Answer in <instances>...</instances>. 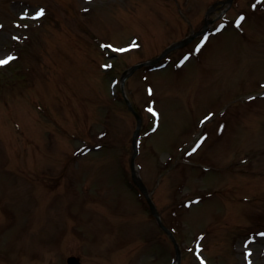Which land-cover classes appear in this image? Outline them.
<instances>
[{"label":"rangeland","instance_id":"374dc122","mask_svg":"<svg viewBox=\"0 0 264 264\" xmlns=\"http://www.w3.org/2000/svg\"><path fill=\"white\" fill-rule=\"evenodd\" d=\"M219 1L0 0V264L175 263L123 91L180 264H264V0Z\"/></svg>","mask_w":264,"mask_h":264},{"label":"water","instance_id":"95a60500","mask_svg":"<svg viewBox=\"0 0 264 264\" xmlns=\"http://www.w3.org/2000/svg\"><path fill=\"white\" fill-rule=\"evenodd\" d=\"M228 1H231V0H228ZM208 25H209V22L206 23V25L204 26V28H203L202 30L197 31V32H194L193 34H191L189 37L185 38L184 40H182V41H180V42H178V43H175V44H173L172 46H170L169 48H167V49L164 51V53L161 55V57H160L159 59L163 58L165 55H167V54H168L170 51H172L173 49L178 48V47L185 46L186 44H188L189 42H191L192 40H194L197 36H199V35H201V34H204V33L207 31V29H208ZM159 59H158V60H159ZM158 60L151 61V62H146V63H140V64H137L136 66L131 67V68L126 72L125 76L130 75V74L133 73L136 69H138L139 67H141V66H143V65H146V64H154V63L157 62ZM128 104L130 105V107H131V109H132V106H131V104H130L129 101H128ZM137 117H138V122H139V124H138L137 131H136V133H135V138L137 137L138 132H139V129H140V126H141V117L138 116V115H137ZM135 149H136V148H135ZM136 152H137V149H136ZM136 152H135V153H136ZM135 157H136V154L133 156V177H134V181H135V183L140 187V189L144 192V194L146 195L147 200H148V202H149V204H150L151 211H152V213L156 216V218H157V220H158L160 226H161L164 230H166V231H167V232L173 237V239L175 240L173 233H172V232L170 231V229H169V228L163 223V221H162V219H161V217H160V215H159V212H158V210H157V208H156V205L154 204V202H153V200H152V198H151L150 193L148 192L146 186L143 184V182H142L140 176L137 174V172H136V170H135V164H134ZM175 243H176V242H175ZM176 246H177V259H176V261H175L174 264H180V263H181V253H180V249H179V246H178L177 243H176ZM68 262H69V264H81L80 259L77 258V257H75V256H71V257H69Z\"/></svg>","mask_w":264,"mask_h":264},{"label":"snow or ice","instance_id":"6c2138e0","mask_svg":"<svg viewBox=\"0 0 264 264\" xmlns=\"http://www.w3.org/2000/svg\"><path fill=\"white\" fill-rule=\"evenodd\" d=\"M45 12H46V9L43 8V7L39 8L38 10H35L34 11V18H40V17L44 16L45 15ZM28 15H29L28 12H23L22 13V16H24V17H27ZM244 19H245L244 16H241L240 17V20L241 21L244 20ZM238 23H239V21H238ZM2 27H3V25H0V28H2ZM20 38L21 37H19V36L15 37V39H17V40H19ZM108 47H113V46L112 45H108ZM117 50L118 51H124L125 49H117ZM14 59H16L15 54L7 55L5 58L0 59V65H6V64H8L10 61H12ZM185 59H187V57H185ZM106 67H107V65H106ZM149 91L150 92L152 91L151 88L149 89ZM149 111L155 112V109L149 108ZM156 115H159V113H156ZM202 143H203V139L196 145V148H198L200 146V144H202ZM196 148H194L193 151H195ZM261 235H264V233H262ZM197 247L199 248L200 245L197 244ZM197 255L199 256L202 264H206V261H204L203 256H200L199 252H197ZM248 255L249 256L251 255V249L250 248L248 249ZM249 264H251V260H249Z\"/></svg>","mask_w":264,"mask_h":264}]
</instances>
